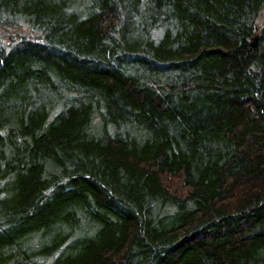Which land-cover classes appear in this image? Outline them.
I'll return each mask as SVG.
<instances>
[{
  "label": "trees",
  "instance_id": "1",
  "mask_svg": "<svg viewBox=\"0 0 264 264\" xmlns=\"http://www.w3.org/2000/svg\"><path fill=\"white\" fill-rule=\"evenodd\" d=\"M264 0H0V264H264Z\"/></svg>",
  "mask_w": 264,
  "mask_h": 264
},
{
  "label": "rangeland",
  "instance_id": "2",
  "mask_svg": "<svg viewBox=\"0 0 264 264\" xmlns=\"http://www.w3.org/2000/svg\"><path fill=\"white\" fill-rule=\"evenodd\" d=\"M263 18H264V13H263Z\"/></svg>",
  "mask_w": 264,
  "mask_h": 264
}]
</instances>
